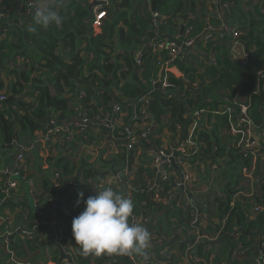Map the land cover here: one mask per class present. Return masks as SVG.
Returning <instances> with one entry per match:
<instances>
[{
	"label": "trees",
	"instance_id": "1",
	"mask_svg": "<svg viewBox=\"0 0 264 264\" xmlns=\"http://www.w3.org/2000/svg\"><path fill=\"white\" fill-rule=\"evenodd\" d=\"M21 1L23 0H0V13L10 11L0 17V70L3 73L0 92L6 96V99L0 100V146L5 144L0 151L5 157V163H10L9 167L1 169H17L18 175L15 177L20 180L18 189L25 186L22 200L26 205L23 206L24 218H27L29 223L24 222L27 229L21 227L22 230L30 232L39 228L35 237L17 234L13 239H8V245L0 240V264H14L10 259L11 252L16 257L14 259L23 264H63L59 263L57 246L48 245L41 240L44 227L38 223L41 220L46 221L48 213V218H54L52 233L65 252L71 256L69 264H137L135 254L83 255L72 235V220L84 210L83 201L76 206L78 191L84 192L86 200L96 194V186L104 181L109 173L121 175L128 164H132L137 147L129 145L125 128L145 126L146 121L140 115V98L145 95H149L148 120L154 123L153 126L156 125L155 132H161L163 127L168 126L177 131V142L187 136L188 129L194 126L193 113L200 112L194 133L198 149L184 160L188 165L209 159L213 162L212 170L224 162V169L217 178L224 186L221 188L222 195L209 190L212 193L207 200L199 198L208 209H205L204 217L201 213L202 205L196 203L195 199V204L187 199L188 194L194 198L195 189L192 183L195 180L191 178L184 186H176L171 174L175 171L179 178L182 177V167L171 164L172 169L168 170L169 178L164 180L159 176L156 184L154 176L160 173L152 167L149 160L136 167L126 179L136 185L131 194L114 188L133 201L134 211L131 217L143 221L140 224L149 230L152 243L159 239V236L154 235L156 233L166 237L172 236L171 226L175 224V220L187 219L191 225V221L196 218L200 229L208 232L210 236L217 237V254L225 252L226 262L243 263L244 260L236 261L232 255L234 251L240 250L242 259L253 257L252 264L258 254L257 236L264 243V211L252 210L255 205H264V140L260 142V153L253 162L250 154L243 155L235 149L225 129L230 121L239 116L240 103L247 105L246 114L252 124L257 128H264V72H258L259 69L264 70V39L258 37L255 42L250 39L256 29L252 21L248 22L252 15L249 16L248 11L241 7L240 0H235L236 5L231 4L232 6L221 10L224 18L233 19L237 11L233 10V6H239L238 10L244 16V22H240L243 26L239 25L237 29L240 56L236 57L231 53L232 38L229 34L223 38H203L205 18L209 17L210 23L221 29L224 25L219 24L220 18L209 13L203 6H199L196 17H190L187 10L191 9V5L188 8L183 0H148L147 17H138L135 24L126 20V29L118 31L119 46L113 44L114 34H117V20L106 27L102 26L108 13H113L114 0H110V4L105 7L107 16L101 20L100 26H94L92 16L88 19L87 0H81L84 4L80 0H50L49 3L54 4L55 10L63 17L62 24L47 28L35 26V30L32 19L35 10L25 19H20L17 6ZM254 8L258 11L260 5ZM152 10L165 18V22L158 27L151 24ZM125 14L123 10L115 18H123ZM180 21L185 26L182 32ZM236 21H239L238 17ZM225 23L229 24L226 21ZM174 34H179L178 42L171 41L177 42L181 47L180 52L176 58L169 60L166 66H162L159 61L168 60V49L164 47L156 50L149 41L154 39L166 42L164 39ZM188 39H193V45L182 46L181 42ZM140 49L141 62L136 63L134 56ZM65 50L70 51V56H66ZM211 50L215 51L214 62L209 63L203 54L206 55ZM244 55L250 59L249 65L245 64ZM255 68L256 72L253 70ZM163 69L167 83L165 87H162L160 81L155 82L158 76H163ZM75 77L80 79V87L85 93L80 104L81 113L89 118L87 137L85 139L84 133L74 127L70 141L66 140V135L58 134L45 143L41 135L49 120L62 124L72 116L73 108L69 107V98L74 95L78 101L79 95ZM156 83L159 84L157 87ZM113 100L116 101L114 104L120 105L122 111L129 112L130 119L124 126L112 131V136L118 138L119 151L111 160L104 162L109 169L100 170L94 162L92 165L86 163L83 147L93 140L89 128L95 123V115L99 117L98 112L102 110L107 113L106 118H109L112 109L109 103ZM129 105H133L134 109ZM117 118L118 116H114L112 120ZM104 125L105 128L108 127L106 122ZM137 132H141V129ZM149 139L151 136L145 141L143 139L139 146ZM155 140L159 146V139ZM24 144H32L34 149H24V161L17 164L18 160L12 156L11 151L15 146ZM67 148L71 151L80 150L83 154L76 161L75 157L61 154L66 152ZM169 149L173 154L180 155L178 150ZM40 150L44 153L42 157H38ZM42 164L45 165L44 168ZM213 165L216 167L213 168ZM79 169L80 171L74 174ZM243 169H253L257 183L256 193L260 195L256 194L254 199L245 198L241 193L238 200H233V194L236 192L234 190L241 182V177L246 176L241 171ZM55 173L61 175V187L58 188L53 184ZM140 176L150 183L142 182ZM68 179H74L76 184L67 183ZM29 181L40 184L42 182L43 188L41 186L39 190L46 191L47 196L37 192V207L31 205V199L26 194ZM116 182L114 180L118 186ZM139 186H143V189H138ZM150 186L154 191L148 189ZM1 190L2 186L0 203H5V206L12 205L14 209L19 190L9 198L4 197ZM155 195L161 198L159 202L152 200ZM51 196H55L54 200ZM198 208L200 211L197 214ZM60 209L71 213L69 221L63 219ZM65 211L64 214L67 212ZM158 213L170 219L167 227L162 221L164 217ZM215 217L225 221L210 225L216 221ZM164 227L166 232L163 235L161 230ZM4 229L16 230L13 226L10 228L9 225H2L0 230ZM236 230L237 235H234ZM174 242L176 243L175 240ZM207 245L209 241L194 245L193 255L207 260L212 254L211 250H207ZM8 249L11 251L8 252ZM46 249L51 254L50 259L44 256ZM179 249L183 252L185 244L180 245ZM38 255L42 257L41 262L35 259ZM152 261L162 264L161 259L153 258ZM165 261L172 264L178 262L171 258Z\"/></svg>",
	"mask_w": 264,
	"mask_h": 264
},
{
	"label": "crops",
	"instance_id": "2",
	"mask_svg": "<svg viewBox=\"0 0 264 264\" xmlns=\"http://www.w3.org/2000/svg\"><path fill=\"white\" fill-rule=\"evenodd\" d=\"M153 1L155 2V0H153ZM91 2H92V0H87L88 4ZM183 2L188 5V8H190L189 6L191 5V9L187 10L190 17H193L194 15L196 17L199 6H201V7L203 6V7L207 8V11H209V13H213L217 17L220 18L219 19L220 25L237 24L239 26L240 22L241 23L244 22V19H243L244 16L238 10L240 8L239 6H233V8H234L233 10L234 11L237 10V11L235 12V17L233 19H231V18H227V17L224 18L223 11H219L216 13V9L212 7L209 0H183ZM81 3L84 4V1H81ZM147 3H148V0H114V2H112V4L114 5L113 13H111L110 15L108 13V17L104 20L102 26L106 27L107 24L113 23V21L117 20L116 28H115L117 31V34H114V40H113L114 45L119 46L118 45V31L126 29V24H124V22L126 20L135 24L136 20H138V17H140V18L147 17V14H148ZM240 3H241V7L245 11H248L249 16L252 15L250 17L248 16L249 17L248 22L252 21L254 24V28L256 29L255 32L250 37V39H252L253 42H255V39H258V37H262L264 39V0H240ZM233 4L236 5L237 2L234 0L232 5ZM259 5H260V10H258V11L255 10L254 7L259 6ZM123 10H125V13H126L124 15V17L119 18V19L115 18V16L118 15L119 13H121ZM237 17L239 18V21H236ZM225 21L228 22L229 24H226ZM13 22H14V20H13ZM240 26H243V25H240ZM262 29H263V32H261ZM245 30H246V28H245ZM178 35L174 34V36L166 37L164 40H166V42L171 41V40H175L178 42ZM11 38H13V36ZM142 40H141V42H142ZM115 50H117V49H115ZM107 51H109V50H107ZM65 52L67 53L66 56H70L69 50H65ZM113 53H115V52H113ZM203 55H204L205 60L207 62H209V63L211 61L214 62V55H215L214 50H211L208 54H206V55L203 54ZM253 70L256 72L257 68H255ZM157 78H159V76ZM79 80L80 79H78V77L77 78L75 77V82L77 84L76 90L78 92L82 91V87H80V86H82V84ZM185 81H187V80H185ZM190 89H195V88H190ZM123 102H126V101H123ZM69 103H70L71 107L73 108L72 113H75V111H76V113L78 114V111L80 110V108H79L80 103H79V101L76 100L74 95H73V97L69 98ZM130 107L132 109H134L133 105H131ZM132 113H133V111H132ZM98 115H99V118H97L96 120H93V122H95L93 124V127L89 128V132L91 134L90 136L92 137L93 140L89 141L88 144L83 147V149H84V155L86 158L85 161L88 165H92V163L94 162L95 166L100 168V170H107V169H109V166L106 165L104 162L107 160H111V158L116 156L118 151H119L118 145H117L118 138L112 136L113 135L112 131L116 128L118 129V128H121L122 126H124L125 123H127V121L130 119V115H129V112L127 110L126 111L121 110V114H119V117L116 120H112L111 125H108V123H107V119H106L107 113L106 112L99 110ZM131 118H132V115H131ZM104 122L107 123V125H108L107 128H105ZM155 128H156V125L153 127L151 139H149L147 142H144V144L141 145V147H139L140 149L136 151V153L134 155L133 162L131 164V170L133 172L135 171L136 167H138L139 165L145 164L147 161L151 160L153 158V156L159 152V149H160L159 147L164 148L165 152H169L170 151L169 148H171V149L174 148L173 145H175L176 148L178 147L181 139L179 142L176 141V133H177L176 130L170 129L168 126H165L162 128L161 132L157 133V132H155ZM225 132H226L227 136L229 137V139L231 137V142H232L233 137L230 134L229 129L227 127L225 129ZM156 138H158L160 141L159 146L156 143V140H155ZM1 147L2 148L5 147V144H2ZM20 148H22L23 150L27 149L29 151V150L34 149V146L32 144H28V145L24 144L23 146L19 145L17 147L15 146L14 150H12V152L15 153V155L11 153L12 156L15 157V159H16V155H17L16 152L18 153L17 150ZM67 149L68 150L66 152L61 153V154H64L65 156L70 155L71 157H75L76 161H78L79 157L82 156V154H83V152H81L80 150L71 151V150H69V148H67ZM40 153L41 154H39L38 157H42L44 155L42 150H40ZM54 154H55V152H54ZM0 160H1L0 172L4 173L5 170H7V169L10 170L9 168L1 169L2 168L1 166L9 167V165H10V163L9 164L5 163V161H4L5 157L1 153V151H0ZM198 161H200L199 164L193 163V164H188L184 167L187 168L188 172L193 173L192 174V180H195V181L192 184H193L195 191H194V198H193V196H192V198L195 199L196 203H199L200 205H202L201 206V213H203L202 215L205 217V215H206L205 209H207V207L205 206V204H202L199 201V198H201L203 200L204 199L207 200V198H209L211 196L210 193H212L209 190H212L213 192L219 193L218 195H222L221 194V188L224 186V184H220V181H219L220 179L217 180V178H218V174L221 173L222 170L224 169V167H223L224 162L221 165L218 164L216 169L212 170V163L213 162L210 161L209 159L208 160H198ZM197 164H198V166H197ZM42 166L44 168L45 165L42 164ZM210 166H211V168H210ZM184 167H182V171H183ZM79 171H80V169L77 172H75L74 174L78 173ZM241 171L244 174V170H241ZM171 175L173 177L174 184H176V182L179 181L181 178V177L179 178L176 175L175 171H173V173ZM154 177H155V183H156V175ZM143 178L140 176V179L142 182L146 183V181H147V183H150V181L148 182V180H145V178L144 179ZM3 180H4V178L0 175V188H1V186H3ZM114 180H115V174L109 173V175H107V177L104 181H102L101 183H98V185L96 186V189L99 190L101 188L112 187L113 189L115 188V189L119 190V188H120V190L122 189L123 191H125V192L127 191L129 194H131V191L134 190L136 187L135 183H132V182L126 181V180L121 181V183L118 182V186H117V185H115ZM115 182H116V180H115ZM126 182H128V183H126ZM256 184L257 183H255L254 178H249L248 175H246L245 177H241V182L237 185V187H236L237 189L234 190L236 192H235V194H233V200H238L240 197L239 194H241V193H242V195H244L245 198L252 197L255 199L257 195L258 196L260 195L259 193H256ZM124 185L127 186L126 189L124 188ZM41 186L43 188L42 182H41V184H39L38 189H36L35 191L38 193L40 192V194H44V196H47L46 191L42 192L41 190H39V188ZM26 187H27V194H28V185ZM142 187L143 186H139L138 189H143ZM24 188H25V186L23 185L20 190L18 189L19 191H18L17 197H16L18 199V201L15 204L16 207L14 209H12L13 208L12 205L5 206V203H1V205H0L2 211H5L6 209H8L7 211L9 213H16L15 217H13L12 222H11V225L14 228H16V231H12V232H16V235L18 234V230L21 227L24 229H27L26 223H29L27 221L28 219L24 218L25 217L24 216V210L25 209L23 206L25 204L23 203L24 200H22ZM63 193H64V195L66 194L65 191ZM51 197H53V196H51ZM153 200L155 202L160 201V200L159 201L155 200V198H153ZM63 211H65V209ZM63 211L61 210V212L63 213V219H65L66 221H69L72 217L71 213L66 210L67 212L65 211L66 214H64ZM210 211H211V209H210ZM55 213H54V216H55ZM48 215H49V213L46 215L47 220L45 222H49V219H51V217H52L51 216L48 218ZM158 215H162L164 217V215L162 213H158ZM215 220L216 221L213 224H210V223H208V224L216 225V223H220V222L225 221L224 219H221L218 217H215ZM50 221H54V218H52ZM147 221H148V219H147ZM162 221L165 223V227H167L170 219L164 217V219ZM24 222H26V223H24ZM205 225H207V224H204V226ZM165 227L162 228V230H161V233L163 235L166 232ZM211 227H213V226H211ZM201 230H203V229H201ZM171 231L173 232V235L170 237L162 236V235L157 234V233L154 234L155 236H159V239H157L156 242H153V243L151 242L148 261L152 260L153 258L154 259L157 258L159 260L161 259L162 264H172V263H168L167 261H165V259H169V258L173 259L174 261H182V260L187 261V259H186L187 249L189 248L190 241L193 239V237L196 234H198V229L193 227L192 225H190L188 223L187 219H182V220H175V224H173L171 226ZM53 236L54 235L52 233L51 228L49 226L44 227V230H43L42 236H41V240L43 242H46L48 245L56 246V245H53L54 243L52 242ZM257 239H258V243H259L260 237L257 236ZM174 240L176 241V243L174 242ZM3 241H5V240H3ZM202 241H209V245H207L206 248H207V250H211L212 254L209 256V258L207 260H205L203 258H198V257L194 256L193 250H192L189 254L191 257L190 259L193 261L194 264H196V263H198V264H229V262L225 261V258H226L225 252H221L220 254H217V249L219 247V245L216 244L218 242L217 237L210 236V235H209V237H198V239L196 240L194 245H196L197 243L202 242ZM169 244H172V245H169ZM184 244H185V249L183 252H181L179 247H180V245H184ZM194 245H193V247H194ZM154 249H158V250H154ZM51 250H53V248ZM44 253H45L44 254L45 258L50 259L51 254L48 252V249H46ZM239 253H241L240 250H237V251H234L232 254L233 257L236 259V261L244 260V262L241 264H251L253 257L247 258V259H242L241 256L239 255ZM40 258H42V257L38 255V256H36L35 259H37L41 262L42 259H40ZM136 259H137V264H146V261L142 257L136 256ZM65 261L66 260H62L59 263H64ZM188 264H189V262H188Z\"/></svg>",
	"mask_w": 264,
	"mask_h": 264
},
{
	"label": "built area",
	"instance_id": "3",
	"mask_svg": "<svg viewBox=\"0 0 264 264\" xmlns=\"http://www.w3.org/2000/svg\"><path fill=\"white\" fill-rule=\"evenodd\" d=\"M50 1V0H49ZM98 2L97 5L93 6L92 8V20L94 26H100L101 25V20L105 19L107 16L106 13V6L110 4V0H96ZM210 4L212 5L213 8L216 9V13L221 11L224 8H227L231 6L233 0H209ZM42 3V0H23L21 1L18 6L17 10L20 13V19H25L30 15V12L33 10H36L37 6ZM7 13H10L9 10L7 11H2L0 13V17H4ZM150 21L151 24L154 27H158L161 24L165 22V18L160 15V13L156 11H151L150 12ZM206 25H205V33L203 35V38L205 40L217 37V38H223L225 35L229 34L232 38V46H231V53L233 57H236L239 54V37H238V32L236 25H233L232 27H229L227 25H224L221 29L214 26L213 24L210 23L209 17L205 18ZM184 25V24H183ZM1 26V22H0ZM185 27V26H184ZM189 30V27H187V31ZM149 43L154 46V49L156 50H161L162 48H167L168 49V60H163L159 61V63L162 66H166L168 64L169 60H172L176 58L180 52V46H178L175 41H169V42H158L154 39H151ZM182 46H192L193 45V39H188L184 42H181ZM141 49L138 51L134 58L136 63L141 62ZM165 70V69H164ZM259 73L264 72L263 69H260L258 71ZM3 79V73L0 70V80ZM159 81L162 83V87L167 86L166 83V77L165 73L162 77L159 78ZM85 96V93L83 91L79 92L78 95V101L81 103V99ZM6 99V96L3 92H0V100ZM141 100V105H140V115L141 117L146 121L145 126L143 127H137L134 126V128H125V133H126V139L129 143V145H132L134 147H138L139 143L143 140L145 141L151 136L152 129L154 123L151 120H148L149 118V113L147 110V103L149 101V95H145L140 98ZM240 106V114L235 118V120L230 121L228 124V129L230 134L233 137V145L235 149H237L238 152L242 153L243 155H248L250 154L252 156L253 162L255 159L258 157V154L260 153L261 146L260 142L264 140V128H257L252 124L251 119L247 116L246 111H247V105L245 104H239ZM80 110L78 111V118L80 122H70L67 123L66 125L58 124L54 120H49L48 126L44 130L43 134L41 135V139L43 142H47L51 139L52 136H56L58 134L66 135V140L70 141L72 139V134L74 133V127L78 128L80 132L84 133V137L86 139L87 133H88V125H89V118L85 116L82 111L81 104L79 106ZM121 114V108L119 104H113L112 109L110 111V116L107 119L108 125L112 124V117L118 116ZM200 116L199 111H195L193 113V118H194V126L190 127L188 129V134L187 136L183 137L182 140L180 141L178 147H174L175 150H178L180 152V155H175L172 152H165L164 149L160 148L159 152L153 156V158L150 160V164L152 167H154L159 173L160 177L164 180H167L169 178V169L171 168V157H174V162L176 165L179 167H184L186 166L185 158L188 156L194 154V152L198 149L197 146V141L194 138V133L196 131V125H198V120ZM95 118H99L97 115H95ZM193 121V119H192ZM179 127V125H177ZM138 129H141V132H137ZM24 150L21 148L18 150V153L16 155V159L18 160L17 164H20L24 161ZM216 165H213V168H215ZM244 174L248 175L249 178H254V171L253 169H243ZM246 171V172H245ZM4 172H8L9 176L3 180V186H2V193L4 197L9 198L15 195L18 191V187L20 184V180L15 177L18 175V170L17 169H11V170H5ZM182 177L180 178L179 181L176 182V186H184L186 182H190L192 178V174L188 172L187 170L182 171ZM132 175V170L131 167L127 168L124 170L123 174L119 175L116 174L115 180L117 182H121L123 180H126L129 176ZM61 175L59 173L54 174V180L53 184L55 188L61 187V181L59 178ZM33 180V179H32ZM34 181V180H33ZM33 181H29L28 184V197L31 199V205L33 207L38 206V199H37V192L35 191L36 189L33 188ZM67 183L69 184H76V181L74 179H68L66 180ZM192 183V182H191ZM148 189L154 191L153 187L150 186ZM55 196L52 197L54 200ZM154 198V197H153ZM189 199V198H188ZM155 200H161L157 195H155ZM186 200V199H185ZM1 205V203H0ZM6 209L5 211L1 210L0 207V228L3 225H9L11 228V222L13 217H15L16 213H9ZM254 212H259V211H264V205L263 204H258L255 205L252 209ZM131 223H136L140 224L143 222L142 220H138L137 218L130 217ZM147 221V220H146ZM44 222L41 220L38 224H41ZM54 224V221H49ZM197 219L194 218L191 223L196 224ZM236 229V228H235ZM11 231L8 229L0 230V237L5 236L9 234ZM235 235H237V230L235 231ZM7 240V239H6ZM5 240V243L8 245V241ZM261 247H264V243H260ZM8 252L11 250L8 249ZM15 255L13 256V253L11 252L10 259L13 261L14 264H23L17 260L14 259ZM16 258V257H15ZM70 262L65 261L63 264H69ZM146 264H157L156 262L150 260L147 261ZM174 264H188L186 260L178 261ZM252 264H264V252L259 249L257 256L255 257V260Z\"/></svg>",
	"mask_w": 264,
	"mask_h": 264
},
{
	"label": "clouds",
	"instance_id": "4",
	"mask_svg": "<svg viewBox=\"0 0 264 264\" xmlns=\"http://www.w3.org/2000/svg\"><path fill=\"white\" fill-rule=\"evenodd\" d=\"M55 7L54 4L49 3V0H42L32 18L33 30L35 26L47 28L52 25L58 27L62 24L63 17L58 14ZM179 24L182 32L184 25L182 21ZM234 25L238 27L237 24ZM243 59H246L245 55ZM162 71L165 73L164 69ZM155 81H159V78ZM95 192V195L89 196L86 200L83 191L77 192L76 206L78 207L83 201L84 210L72 220V235L75 243L80 246L82 254L85 256L135 254L147 262L151 234L143 224L130 223V217L134 211L133 201L112 187L95 189ZM191 225L199 228L198 222L191 223ZM19 230L25 233L31 232Z\"/></svg>",
	"mask_w": 264,
	"mask_h": 264
},
{
	"label": "water",
	"instance_id": "5",
	"mask_svg": "<svg viewBox=\"0 0 264 264\" xmlns=\"http://www.w3.org/2000/svg\"><path fill=\"white\" fill-rule=\"evenodd\" d=\"M98 4V2L96 1V0H92V2L91 3H89L88 4V6H87V9H88V11H89V16H88V19L90 18V16L92 15V8H93V6H95V5H97ZM182 28H183V26H182ZM197 40V39H196ZM249 58L246 60V62H245V64L246 65H249ZM163 72V71H162ZM159 84L158 83H156V87L158 86ZM11 99V97L8 99V100H10ZM116 101L115 100H113V101H111L110 103H109V106L111 107V106H113V104L115 103ZM69 107L71 108V105L69 104ZM97 118H95L94 117V120H96ZM70 122H80V120H79V118H78V116H77V113H76V115H75V113H72V116H71V118L68 120V121H66V122H64L63 123V125H66L67 123H70ZM10 147H11V145H10ZM171 161H172V164H175V162H174V157H171ZM175 167H177V166H175ZM128 168H130V165L128 164ZM0 175L5 179V178H7L8 176H9V173L8 172H0ZM158 177H159V175L157 174V176H156V183H157V181H158ZM126 185H124V188L126 189ZM126 195V194H125ZM188 197H189V200H190V202L191 203H193V204H195L194 203V200H193V198H192V195L191 194H188ZM197 208V207H196ZM199 211H200V209L198 208V211H197V213H199ZM41 225H42V227H50L51 228V230H52V232H53V227H54V224L53 223H48V222H42L41 223ZM195 228H197L198 229V234H196L194 237H193V239L190 241V245H189V248L187 249V253H186V259H187V261L189 262V264H194L193 263V261L190 259V252L193 250V245H194V243L196 242V240L198 239V237H209V234H208V232H206V231H204V230H201V229H199L198 228V226H194ZM38 228L39 227H37L36 229H34L33 231H31L30 233H25V232H23V231H21V230H18V234H21V235H23V236H27V237H35L36 236V232L38 231ZM16 235V232H12V233H9V234H7V235H5V236H1L0 237V240H11V239H13L14 238V236ZM53 238H52V242L57 246V248H58V250H59V256H60V260H59V262L60 261H62V260H66V261H68V262H70L71 261V256H70V254L69 253H67V252H65V250L63 249V247H62V245L58 242V241H56V236H55V234L53 233ZM260 243H261V239L259 240V243H258V245H257V248H258V250L259 249H261L263 252H264V247H261V245H260Z\"/></svg>",
	"mask_w": 264,
	"mask_h": 264
},
{
	"label": "rangeland",
	"instance_id": "6",
	"mask_svg": "<svg viewBox=\"0 0 264 264\" xmlns=\"http://www.w3.org/2000/svg\"><path fill=\"white\" fill-rule=\"evenodd\" d=\"M1 146H2V144H1ZM0 146V150H2L1 147ZM140 148H138L137 150H139ZM11 153L13 154V152L11 151ZM200 163V161H198V164ZM198 164H197V166H198ZM1 167H3V166H1ZM184 170H187V168L186 167H184ZM39 184H40V182H35L34 184H33V188H35V189H38V186H39ZM26 194H27V190H26ZM0 249H1V246H0Z\"/></svg>",
	"mask_w": 264,
	"mask_h": 264
},
{
	"label": "flooded vegetation",
	"instance_id": "7",
	"mask_svg": "<svg viewBox=\"0 0 264 264\" xmlns=\"http://www.w3.org/2000/svg\"><path fill=\"white\" fill-rule=\"evenodd\" d=\"M139 147H141V146H138L137 149H138ZM129 165H130V167H131V164H129ZM127 168H128V167H127Z\"/></svg>",
	"mask_w": 264,
	"mask_h": 264
}]
</instances>
